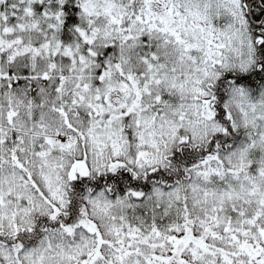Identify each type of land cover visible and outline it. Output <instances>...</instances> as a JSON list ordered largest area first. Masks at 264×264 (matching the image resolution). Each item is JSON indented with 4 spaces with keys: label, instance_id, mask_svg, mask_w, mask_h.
Instances as JSON below:
<instances>
[{
    "label": "snow or ice",
    "instance_id": "snow-or-ice-1",
    "mask_svg": "<svg viewBox=\"0 0 264 264\" xmlns=\"http://www.w3.org/2000/svg\"><path fill=\"white\" fill-rule=\"evenodd\" d=\"M0 264H264V0H0Z\"/></svg>",
    "mask_w": 264,
    "mask_h": 264
}]
</instances>
